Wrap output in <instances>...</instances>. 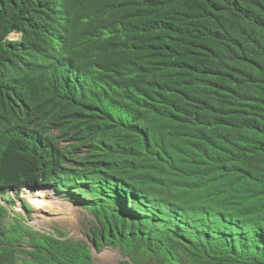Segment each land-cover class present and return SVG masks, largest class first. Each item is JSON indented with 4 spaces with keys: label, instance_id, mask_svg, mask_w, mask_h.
Wrapping results in <instances>:
<instances>
[{
    "label": "trees",
    "instance_id": "16d2710c",
    "mask_svg": "<svg viewBox=\"0 0 264 264\" xmlns=\"http://www.w3.org/2000/svg\"><path fill=\"white\" fill-rule=\"evenodd\" d=\"M39 187L136 264H264V0H0V264H93Z\"/></svg>",
    "mask_w": 264,
    "mask_h": 264
},
{
    "label": "rangeland",
    "instance_id": "374dc122",
    "mask_svg": "<svg viewBox=\"0 0 264 264\" xmlns=\"http://www.w3.org/2000/svg\"><path fill=\"white\" fill-rule=\"evenodd\" d=\"M13 37H16V35ZM51 196L53 197V195ZM24 197L19 195V199L14 198L12 208L17 211L18 218L19 214L24 215L26 220L24 222L21 219L22 222L28 225L27 221H29L37 232L44 231L46 235L54 237H58L59 232H62L65 239L68 238L87 244L92 251L93 264H135V262L126 261L120 249H109L100 245L98 247L94 246L91 238L93 234L92 226L97 223L92 218L91 212L85 208L86 205L81 201L76 202L62 195L60 198L58 197L62 200L59 203L54 202L52 204L49 203V205L33 203L29 205L30 202ZM54 198L56 197L54 196ZM20 199L28 204V208L21 205ZM25 249L28 248L26 247ZM20 256L23 257L24 254H20Z\"/></svg>",
    "mask_w": 264,
    "mask_h": 264
},
{
    "label": "bare ground",
    "instance_id": "6f19581e",
    "mask_svg": "<svg viewBox=\"0 0 264 264\" xmlns=\"http://www.w3.org/2000/svg\"><path fill=\"white\" fill-rule=\"evenodd\" d=\"M10 194L12 195V197H14V194L12 192H10ZM24 194L25 195L22 194V196H25L31 205L33 203L35 204L38 203L39 205H49V203L50 204L54 202L59 203L62 201L59 198H54V195L49 190L43 187H39L34 192H31L29 189H25ZM51 195H53V197Z\"/></svg>",
    "mask_w": 264,
    "mask_h": 264
},
{
    "label": "clouds",
    "instance_id": "9594fccd",
    "mask_svg": "<svg viewBox=\"0 0 264 264\" xmlns=\"http://www.w3.org/2000/svg\"><path fill=\"white\" fill-rule=\"evenodd\" d=\"M25 189H29V188H24L23 189V191H21L20 193H18L17 194V196H15L14 195V197H12L13 198V200H14V198L15 199H19V195H22V194H24V190ZM38 189V188H37ZM37 189H29L31 192H34L35 190H37ZM45 189H47V190H49L56 198H60L62 195L61 194H58V193H56L55 191H53L52 189H49V188H45ZM13 194H14V192L13 191H11ZM25 198V197H24ZM66 198V197H65ZM26 199V198H25ZM67 199H69V198H67ZM19 201H21L22 203H21V205L23 206L24 205V207L26 206L27 208H28V204L25 202V201H23V200H19ZM28 201V200H27ZM76 202L78 201V200H75ZM82 202V201H81ZM83 203V202H82ZM29 205H30V203H29ZM13 206V205H12ZM86 208V207H85ZM13 209V208H12ZM87 209V208H86ZM14 210V209H13ZM16 210H15V214H16ZM91 214V213H90ZM17 215V214H16ZM92 216V215H91ZM93 218V217H92ZM25 218H24V222H25ZM25 224V223H24ZM27 224L29 225V227H31L32 229H33V227L30 225V222L29 221H27ZM26 225V224H25ZM27 225V226H28ZM35 230V229H34ZM35 231H37V230H35ZM42 232H44V231H42ZM41 232V233H42ZM63 239H65V238H63ZM95 246V245H94ZM96 247V246H95ZM108 248V247H107ZM109 249H111V248H109ZM117 249H119V248H117ZM90 251H91V249H90ZM121 251V250H120ZM91 254H92V251H91ZM93 258V257H92ZM124 258H126V257H124ZM127 260H129L128 258H126V261ZM130 261V260H129ZM136 264V263H135Z\"/></svg>",
    "mask_w": 264,
    "mask_h": 264
}]
</instances>
